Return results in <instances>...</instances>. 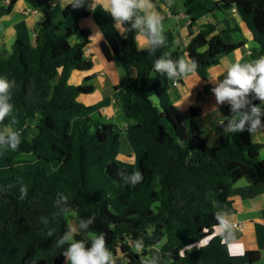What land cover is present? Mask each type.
Listing matches in <instances>:
<instances>
[{"label":"trees","instance_id":"16d2710c","mask_svg":"<svg viewBox=\"0 0 264 264\" xmlns=\"http://www.w3.org/2000/svg\"><path fill=\"white\" fill-rule=\"evenodd\" d=\"M17 1L5 4L0 0V16L9 15ZM26 1L38 5L46 0ZM185 7L190 16L198 10L236 7L254 34L252 61L264 56V0H218L210 8L208 1L185 0ZM71 8L57 19L42 22L34 43L17 39L9 51L0 50V76L16 81L13 111L25 112L37 128L32 138L19 135L22 143L14 151L41 162L28 171L24 183L14 173L20 167L14 165L13 157L7 159L11 173L0 174V264H66L62 250L44 235L42 224L47 218L61 234L69 223L60 211L65 206L67 214L74 212L76 219L95 217L92 230L105 235L114 256L121 253L124 261L120 264H151L149 250L160 244L158 264L264 261V250L231 254L229 244L236 235L228 239L221 233L199 245L217 227L216 214L233 210L234 197L264 194V160L260 158L264 144L255 142L246 129L227 133L217 145H208L198 125L200 111L191 108L182 116L171 102L172 80L157 74L153 64L164 54L174 60L183 57L173 49L179 31L167 30V46L151 53L139 49L134 32L124 29L125 35H121L114 23L104 22L118 39L114 50L136 70L130 100L119 102L124 114L136 121L126 127L127 133L144 151L140 160L143 180L130 184L129 176L122 172L130 174L134 169L118 162L120 130L113 123L93 129L89 118L72 124V117L90 109L78 97L91 93L93 86L74 85L70 77L73 71H90L93 61L85 55L90 43L87 32L78 23L63 27ZM190 23H195L194 17ZM216 30V24L207 23L185 47L202 78L222 55L243 46L226 43ZM76 32L81 38L72 43ZM102 46L111 59L112 49ZM13 122L14 117L12 121L6 118L5 124L9 127ZM54 162L58 163L56 169L49 166ZM243 178L248 184L236 186ZM61 197L67 198L66 205ZM137 239H143L145 245L139 254L133 247ZM181 249L185 250L183 256Z\"/></svg>","mask_w":264,"mask_h":264},{"label":"crops","instance_id":"0c3cea01","mask_svg":"<svg viewBox=\"0 0 264 264\" xmlns=\"http://www.w3.org/2000/svg\"><path fill=\"white\" fill-rule=\"evenodd\" d=\"M5 1L7 4L10 0ZM196 1H208L210 8L218 0ZM155 2L158 8L160 5H165L160 8L164 16L165 30L179 31V36L174 40L173 49L181 51L184 59L190 60L185 50L186 45L192 36L207 23L217 25L216 32L221 33L226 43H243V46L235 51L222 55L220 61L208 69L206 78H202L195 72L185 79H180L179 85L171 84L169 88L170 100L182 116H185L191 108H197L200 111L198 125L202 135L208 145H217L227 134L219 127V120L226 121L232 113L227 102L224 105L217 104L211 90L216 84L210 82L209 79L225 72L231 63L252 62L251 51L256 46L254 34L236 7L227 11L198 10L193 16H190L187 14L185 0H176V4L172 8L166 6V0H155ZM71 3L72 0H46L35 5L26 0H18L9 15L0 16V50L9 51L17 39L34 43L40 24L48 18L57 19L64 9L72 7ZM106 5L107 0H91L94 11L86 6L72 7L69 16L63 20V27L78 23L80 28L87 32L90 43L85 50V55L93 61L90 71H73L71 74L70 83L93 86L91 93L81 94L78 97L79 101L90 106V109L84 114L72 117L71 121L72 124H75L77 122L85 123L88 118L92 119L93 129L106 123H113L121 132L118 162L125 168H132L136 172L138 169L135 167L138 165L140 168V160L144 151L126 131V127L136 121L128 118L119 104V102L130 100L131 85L136 78V70L126 61L119 50H114L119 46V42L115 33L109 32L104 26L105 20L115 23L104 10ZM28 8H36L38 13L25 15L24 10ZM192 17L195 18L194 24L190 23ZM117 30L121 35H125L123 27ZM73 37L76 42L81 38L79 32H76ZM103 43L112 49L111 59L105 54ZM88 76L90 79L86 80ZM252 138L255 142L264 144V130L254 132ZM124 145L128 149H124ZM260 158L264 160V147L260 151ZM224 214L230 215L231 222L242 224L241 229L235 231L237 238L229 244L231 254L241 255V252L244 253L249 249L264 250V194L244 199L234 197L233 210L224 212ZM218 234H221V231L215 227L208 240Z\"/></svg>","mask_w":264,"mask_h":264},{"label":"clouds","instance_id":"9594fccd","mask_svg":"<svg viewBox=\"0 0 264 264\" xmlns=\"http://www.w3.org/2000/svg\"><path fill=\"white\" fill-rule=\"evenodd\" d=\"M176 0H166V6L172 8ZM72 7H89L91 0H72ZM155 0H107L105 11L113 18L114 26L123 27L127 32L135 33V40L140 49L155 53L167 46V33L164 26V16ZM198 65L184 58L172 59L167 54L160 56L153 64V70L166 76L169 80L185 79L197 71ZM210 82L216 84L211 90L218 105L227 102L232 115L227 120H219V127L226 133H242L246 129L253 134L264 130V56L252 62H235L227 66L225 72ZM16 81L6 76H0V151L17 150L22 143L19 134L9 130L5 124L6 118L12 121L11 113L14 105L11 102ZM259 100V104L253 101ZM38 115V114H37ZM122 175L129 176L130 184L143 180L139 172ZM65 205L67 198L61 197ZM61 213L67 215L69 208H61ZM54 219V218H53ZM217 227L228 239L235 237L234 225L230 215L216 214ZM95 217L78 218L74 223H68L61 234L47 218L42 219L47 239L54 240L53 247L61 249L66 264H117V259L108 245L103 233L92 230ZM82 237V238H78ZM144 240L134 242V250L139 254L144 250ZM187 250H191L189 247ZM183 256L185 250L181 249ZM241 255L243 253L241 252ZM151 264H158V257H152Z\"/></svg>","mask_w":264,"mask_h":264},{"label":"rangeland","instance_id":"374dc122","mask_svg":"<svg viewBox=\"0 0 264 264\" xmlns=\"http://www.w3.org/2000/svg\"><path fill=\"white\" fill-rule=\"evenodd\" d=\"M167 26V24H166ZM32 40V39H31ZM71 42L75 43V38L72 37L71 38ZM153 101L158 104V99L153 97ZM12 117H14V122L13 124H11L8 129L14 130L16 131L19 135L25 136V137H34L37 134V128H36V121L32 120L29 118V116L21 111V110H15L11 113ZM168 129L171 131V133L174 134L173 130H172V126L166 122ZM141 147V146H140ZM128 149L125 145H124V149ZM132 154V152H130ZM9 157H13L14 159V165L19 166L20 168L14 170V173L16 174V176L18 177L19 181L24 183L28 174L29 170H34L37 169V167L40 165V161L32 156V155H27V154H22L19 153L17 151H13V150H4L1 153L0 156V174L1 175H8L11 173V170L9 169V165L7 164V159ZM123 162V161H121ZM49 166L52 169H56L58 167V163L54 162V163H50ZM134 168V167H133ZM136 169H138L136 172L140 173V168L137 165L135 167ZM248 184V180L246 178H243L241 180H239L236 184V186H244ZM67 218L69 220V223H74L76 220V214L74 212H70L69 214H67ZM220 230V229H219ZM208 238H206L205 240H203V242H201L199 245L202 244H206L208 241ZM160 245L158 246H154L152 248H150L149 253L152 257H158L159 255V251H160ZM117 259V264H120L121 262L124 261V258L122 257L121 253L119 252V256H115ZM264 261L261 260L258 264H262Z\"/></svg>","mask_w":264,"mask_h":264},{"label":"built area","instance_id":"2783aa9c","mask_svg":"<svg viewBox=\"0 0 264 264\" xmlns=\"http://www.w3.org/2000/svg\"><path fill=\"white\" fill-rule=\"evenodd\" d=\"M3 2L5 3L6 1L4 0ZM35 13H38V10L36 8L35 9L34 8H28V9L24 10L25 15H30V14H35ZM171 83H172V85L177 86L180 84V79L172 80ZM232 223L234 225L235 231L241 229L242 224L240 222H232Z\"/></svg>","mask_w":264,"mask_h":264}]
</instances>
